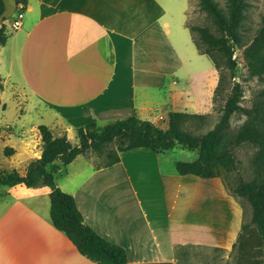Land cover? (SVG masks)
Returning <instances> with one entry per match:
<instances>
[{"label":"crops","instance_id":"crops-1","mask_svg":"<svg viewBox=\"0 0 264 264\" xmlns=\"http://www.w3.org/2000/svg\"><path fill=\"white\" fill-rule=\"evenodd\" d=\"M189 3L28 0L19 28L3 20L0 170L23 175L40 157V124L74 144L75 128L92 121L135 113L155 123L169 111L205 110L218 83L216 69L191 73L176 52L190 34ZM18 85L35 100L36 114L8 123L7 100ZM159 155L137 147L104 167L97 165L103 156L87 151L59 169L55 182L96 233L125 249L122 264H187L176 259L175 245H192L189 254L230 250L242 223L240 202L221 177L176 174V160L162 169ZM49 191L47 185L0 188V264H98L53 226Z\"/></svg>","mask_w":264,"mask_h":264},{"label":"trees","instance_id":"trees-1","mask_svg":"<svg viewBox=\"0 0 264 264\" xmlns=\"http://www.w3.org/2000/svg\"><path fill=\"white\" fill-rule=\"evenodd\" d=\"M24 7L28 0H16ZM0 13L3 2L0 0ZM246 0H225V9L215 0H198L199 9L210 18L214 29L205 25L187 24L192 41L200 54L207 55L215 68L228 71L230 90L221 107L219 120L201 133L193 134L183 128L189 117H201L198 113L169 111L166 127L139 118L135 113L98 124L95 121L75 128L76 143H71L66 134H55L46 125H38L42 152L31 160L25 174L17 170H0V188L23 184L27 187L47 185L49 191V217L53 226L63 232L79 253L98 264H122L126 262L125 249L96 233L83 219L75 199L62 191L55 182L59 169L71 162L78 154L92 151L102 160L98 166H110L119 162V152L137 147L152 149L158 154L173 149L176 145L196 150L193 160H176L175 173L193 174L200 177H221L227 192L235 199L244 198L250 206V221L243 222L232 244L235 249V264H263L264 250V87L255 95L251 106L240 104L242 88L233 81L237 73V62L233 57L237 48L243 49L248 76L264 73V16L249 43L242 41L241 26L247 8ZM5 20V19H4ZM187 21V19H186ZM6 27L0 25V45L7 39ZM226 76L220 71L214 95L225 88ZM242 113L246 120L234 132H229L230 118ZM251 143L255 151L251 157L254 178L243 180L235 177L231 186L223 177L236 171L234 146ZM114 144L113 147H110ZM9 150L12 151L11 148ZM240 202V201H239ZM243 212L244 207L240 202ZM244 216V215H243ZM192 245H175L174 255L180 262L188 264L190 258L186 248ZM221 249V248H219Z\"/></svg>","mask_w":264,"mask_h":264},{"label":"rangeland","instance_id":"rangeland-1","mask_svg":"<svg viewBox=\"0 0 264 264\" xmlns=\"http://www.w3.org/2000/svg\"><path fill=\"white\" fill-rule=\"evenodd\" d=\"M220 7L225 9V0H215ZM248 5L245 10V17L241 26L242 41L249 43L257 28L260 25L262 16H264V0H246ZM16 12L13 16L9 17L12 20L16 16ZM187 24L205 25L210 30L214 29L210 18L206 13L199 9L198 0H190ZM187 35V44H182L180 52L176 49L177 54L187 58L186 68L191 73H202L205 72L209 67L214 66L213 62L207 55H201L197 52L190 34ZM233 57L237 62V73L233 78V81L239 82L242 88V97L240 104L246 107H250L251 103L257 94V92L264 87V73L255 76H248L246 70V63L243 58V49L237 48L234 51ZM216 69L218 74V81L221 73L226 76L225 88L222 91L217 92L213 95L206 104L205 110L198 114L203 115L201 117H189L183 124V128L193 134H201L211 129L214 124L219 120L221 114V107L223 106L225 99L229 93V86L231 85L228 81V71L224 68ZM200 78L197 79L199 81ZM12 87V85H11ZM14 93L13 98L7 100V109L5 110L4 119L8 123H16V116L22 117L27 121L33 119L36 111L33 109L35 106V100L22 90L18 85L17 88L13 87ZM9 98V97H8ZM14 106H17L14 112ZM20 110V111H18ZM21 110L26 113H21ZM188 112H192L188 109ZM15 113V114H14ZM246 120V116L242 113H234L230 118L229 132H234L239 125ZM166 118H158V122H155L160 127H166ZM56 133V131H54ZM111 144L110 147H113ZM255 151V146L251 143H242L238 146L233 147V154L236 159V171L225 173L224 179L233 186L235 184V177L239 175L243 180H251L254 178V172L251 165V157ZM197 155L196 150H189L182 148L180 145H176L173 149L162 152L160 156V163L162 169L169 168L170 162L175 160H193ZM195 189L199 187L195 184H191ZM238 201L242 202L244 207L243 222L248 223L250 221V206L244 198H238ZM235 249H212V248H194L191 249L190 258L188 264H235ZM263 261H264V250H263ZM264 264V263H263Z\"/></svg>","mask_w":264,"mask_h":264},{"label":"water","instance_id":"water-1","mask_svg":"<svg viewBox=\"0 0 264 264\" xmlns=\"http://www.w3.org/2000/svg\"><path fill=\"white\" fill-rule=\"evenodd\" d=\"M4 4V9L0 13V25L4 19L11 17L16 9V0H2Z\"/></svg>","mask_w":264,"mask_h":264},{"label":"built area","instance_id":"built-area-1","mask_svg":"<svg viewBox=\"0 0 264 264\" xmlns=\"http://www.w3.org/2000/svg\"><path fill=\"white\" fill-rule=\"evenodd\" d=\"M23 9H24V6L22 4H19L16 6L14 13L16 12L17 15L12 19L11 24H10V27L12 29L19 28V26L21 24V18L23 16ZM14 13H13V15H14Z\"/></svg>","mask_w":264,"mask_h":264}]
</instances>
